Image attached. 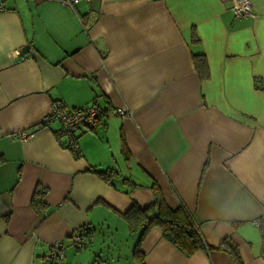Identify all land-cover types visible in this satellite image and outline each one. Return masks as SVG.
Here are the masks:
<instances>
[{
    "label": "crops",
    "instance_id": "obj_1",
    "mask_svg": "<svg viewBox=\"0 0 264 264\" xmlns=\"http://www.w3.org/2000/svg\"><path fill=\"white\" fill-rule=\"evenodd\" d=\"M250 1L254 14L237 20L228 0L4 1L0 264H51L59 240L55 264H139L121 214L154 202L151 181L199 221L206 245L229 238L244 264H264V0ZM54 101L98 105L95 128L76 131L78 157L57 142V122L40 124ZM106 168L114 186L92 171ZM83 227L89 242L76 248ZM139 251L143 264H232L215 249L181 254L159 227Z\"/></svg>",
    "mask_w": 264,
    "mask_h": 264
},
{
    "label": "trees",
    "instance_id": "obj_2",
    "mask_svg": "<svg viewBox=\"0 0 264 264\" xmlns=\"http://www.w3.org/2000/svg\"><path fill=\"white\" fill-rule=\"evenodd\" d=\"M193 61L202 79L207 77V64L203 54H193ZM126 152V147L123 145ZM75 157L79 156L78 151L72 152ZM97 173L103 180L113 185L111 179L117 175V172L111 168L92 170ZM128 182V180H124ZM151 189L155 195L153 203L147 206H140L137 202H132L128 209L121 214L131 233H138V238L134 246V257L139 264L142 263V253L139 246L142 239L147 235L153 227H159L162 230L163 237L171 242L181 254L191 256L198 250L210 251L212 249L226 253L231 259L232 264H244L238 251V245L229 238L221 239L216 247L206 245L199 232V221L192 217L191 213L180 204L175 207H169L165 203L159 186L151 181ZM134 185V183H132ZM114 186V185H113ZM36 194V193H35ZM44 190H39L37 195L33 197L32 206L40 209L43 205ZM84 235H89L91 230L83 227L81 230ZM262 245L264 248V229H261ZM51 264L55 262L49 261Z\"/></svg>",
    "mask_w": 264,
    "mask_h": 264
},
{
    "label": "built area",
    "instance_id": "obj_3",
    "mask_svg": "<svg viewBox=\"0 0 264 264\" xmlns=\"http://www.w3.org/2000/svg\"><path fill=\"white\" fill-rule=\"evenodd\" d=\"M4 1L0 0V12L4 10ZM63 6L74 9L81 0H54ZM87 1V0H86ZM231 3V10L235 20L243 18L247 15H253L254 10L250 0H228ZM113 114L119 116H126L129 113L124 108H115ZM99 118L98 105L96 103L87 104L84 106L67 108L60 101L51 103V107L47 114H45L40 124L47 126L50 123L57 122L59 127L55 132V138L59 145L65 149L78 151L76 131L77 129L92 130L95 128ZM34 135L33 131H19L15 137L20 140H25ZM72 244L76 248H81L88 244L89 236L84 235L83 232H74L72 237ZM52 251L47 256L48 261L56 262L63 258L62 241H55L52 244ZM92 264H108L106 261L96 259Z\"/></svg>",
    "mask_w": 264,
    "mask_h": 264
},
{
    "label": "rangeland",
    "instance_id": "obj_4",
    "mask_svg": "<svg viewBox=\"0 0 264 264\" xmlns=\"http://www.w3.org/2000/svg\"><path fill=\"white\" fill-rule=\"evenodd\" d=\"M117 228L119 229V232H121L124 227H123V224H122V227L120 224L117 225ZM124 232V233H123ZM130 233L128 232H125V231H122V234L119 233V236H120V241L125 245L127 246V241H129V238H133L132 235H129Z\"/></svg>",
    "mask_w": 264,
    "mask_h": 264
}]
</instances>
